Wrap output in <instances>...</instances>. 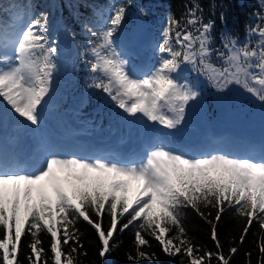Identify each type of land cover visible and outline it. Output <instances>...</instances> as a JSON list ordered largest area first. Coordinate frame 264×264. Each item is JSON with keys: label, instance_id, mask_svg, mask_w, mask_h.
I'll return each instance as SVG.
<instances>
[{"label": "snow or ice", "instance_id": "snow-or-ice-1", "mask_svg": "<svg viewBox=\"0 0 264 264\" xmlns=\"http://www.w3.org/2000/svg\"><path fill=\"white\" fill-rule=\"evenodd\" d=\"M261 5L254 15L257 23L249 25L248 39L241 42L224 34L223 50L213 47L215 22H204L198 3L193 2L181 19L169 13L153 44L154 59L138 66L136 56L143 46L140 31L125 30L126 4H109L106 16L98 13L99 24L83 25L88 33L85 53L91 56L87 66L95 74L89 87L105 94L125 118L176 131L190 102L202 96L198 83L186 73L202 75L218 90L240 86L264 103V24L260 23L264 0ZM16 7L20 6H12ZM0 16H5L2 6ZM9 19L15 23L19 13L0 19V110L19 123L39 128L51 99L60 49L50 37L47 12L11 31ZM202 207L215 209L214 219L209 220ZM185 209L211 224L216 251H202L189 238L183 224ZM226 209L246 218L240 244L254 222L264 232V154L259 159L223 151L190 155L156 143L136 159L65 154L55 146L27 167L0 158V264H20L26 235L31 237L28 264H79L78 255L87 254L82 253L76 227L80 219L95 229L102 259L116 246L115 233L135 225L136 254L128 255L135 264L158 259L143 250L150 246L146 236L158 241L166 255L186 257V264H212L213 259L216 264H231L238 247L225 254L218 233ZM106 214L107 228L103 226ZM125 217L127 222L122 223ZM41 232L50 236V260L44 259ZM258 248V264H264V235Z\"/></svg>", "mask_w": 264, "mask_h": 264}, {"label": "trees", "instance_id": "trees-1", "mask_svg": "<svg viewBox=\"0 0 264 264\" xmlns=\"http://www.w3.org/2000/svg\"><path fill=\"white\" fill-rule=\"evenodd\" d=\"M193 2L198 3L202 8L201 15L204 22L210 20L215 22L212 30L213 47L221 50H223L224 34L235 37L241 42L248 39L249 25L257 23L254 15L262 8L261 0H0V6L5 9V16H0V19H6L12 13L18 12V21L13 23L12 20H8L12 24V28H10L12 30L18 29L32 16L47 12L49 14L50 37L60 49L58 71L54 73L53 80L55 93L60 98L66 92L74 93L83 88L81 83L87 79L90 81L86 85L87 91L90 92L89 101L96 107L101 106L102 109L121 113V110L115 107L112 102L105 99V94H102L98 89L89 87L92 79L88 77L92 73L87 66V61L91 59V56L85 53V49L88 47V33L84 30L83 25L90 21L99 24L101 22L98 16L99 11L106 16L109 4L123 3L128 6L125 29H138L142 42L151 33V41L154 43L167 15L171 13L177 19H181L185 17L187 9L192 6ZM13 5L20 7L12 8ZM9 9L11 12L8 11ZM221 13L224 14L223 19H221ZM260 23L264 24V21ZM63 34L69 38L67 45H64L61 39ZM252 42L255 44V37L252 38ZM186 75L190 80L198 83L202 96L198 102H190L186 109L183 125L194 123L193 121L196 119L202 126L209 128L215 121L229 119L239 126L254 122L256 126L264 127V103L250 94H246L240 86L229 85L224 90H218L202 75L198 76L196 73H186ZM0 112L5 113L3 110ZM201 210L209 220L214 219L215 209L202 207ZM209 213L211 215H208ZM90 215L96 219L94 213H90ZM126 222L127 217L122 218V223ZM245 223L246 218L238 215L234 209H226L218 225L219 238L225 254L228 253L230 247H238V254L231 260V264H249V262L258 264L260 257L258 241L264 232H262L260 224L254 222L244 243L240 244L239 237ZM109 224L110 217L106 214L103 226L107 228ZM183 224L189 238L195 245H199L202 251L205 249L216 251V245L211 238V224L192 209H185ZM76 227L81 234L82 253H87L78 255L79 264H135V261L128 259L129 254H136L135 225H130L123 232L115 233L116 246L106 259L99 256L101 245L95 229L82 219L77 221ZM174 234L175 229L171 235ZM146 238L149 239L150 246L144 247L143 250L155 253L158 259L152 261L144 259L140 261V264H181L182 259L186 264V257L168 256L162 251L158 241L150 236H146ZM40 239L46 250L44 259L50 260V236L46 232H41ZM30 240L31 237L28 235L22 238V251L19 254L20 264H28ZM64 250L70 249L68 246H64ZM246 253H251V256H247ZM212 264H216L215 259Z\"/></svg>", "mask_w": 264, "mask_h": 264}, {"label": "rangeland", "instance_id": "rangeland-1", "mask_svg": "<svg viewBox=\"0 0 264 264\" xmlns=\"http://www.w3.org/2000/svg\"><path fill=\"white\" fill-rule=\"evenodd\" d=\"M151 40L150 34L140 48L136 56L138 66H146L154 59L152 50L154 43ZM144 55H148L150 60L147 64L140 65ZM93 75L95 74L92 73L88 78L92 79ZM88 83L90 81L86 79L81 84L86 87ZM89 94L90 92L87 93L86 90L66 92L64 99L67 100H62L59 96H57L59 99L53 97L51 93V99L46 106L39 128L26 126L14 117L0 112V141L2 142L0 158L7 159L10 164L27 167L42 159L50 146H55L58 151L65 154L80 153L86 149L90 157L95 155L93 150L100 147L98 154L103 155L108 149H112L108 147L109 143L101 146L102 143L97 141L93 147L87 145L98 137L97 132L101 133L102 141H112L115 148L119 147L123 151L127 149L131 151L133 145L141 143L145 145L143 151L152 144L165 143L190 155L223 151L259 159L264 154V128L257 133L260 128L252 127L251 124L240 129L231 122L215 121L212 124L215 129L212 135L211 131L205 130L196 119L194 123H188L184 127L180 126L179 131L166 129L161 125L151 127L152 122L150 121L132 120L125 118L121 113L111 115L106 109L91 107L88 101ZM68 100L69 104L66 107L62 102L66 103ZM75 128L78 130L76 131ZM78 139L80 143L76 142ZM26 149H29L33 156H26ZM134 152L139 153L141 150L134 149ZM106 153L105 158L109 154ZM14 157L23 162L18 163Z\"/></svg>", "mask_w": 264, "mask_h": 264}, {"label": "bare ground", "instance_id": "bare-ground-1", "mask_svg": "<svg viewBox=\"0 0 264 264\" xmlns=\"http://www.w3.org/2000/svg\"><path fill=\"white\" fill-rule=\"evenodd\" d=\"M0 144L2 145V142L0 141Z\"/></svg>", "mask_w": 264, "mask_h": 264}]
</instances>
